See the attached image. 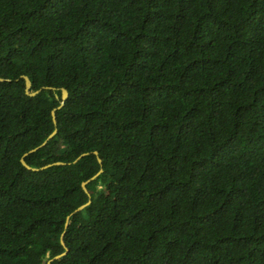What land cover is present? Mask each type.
I'll list each match as a JSON object with an SVG mask.
<instances>
[{
	"label": "trees",
	"instance_id": "1",
	"mask_svg": "<svg viewBox=\"0 0 264 264\" xmlns=\"http://www.w3.org/2000/svg\"><path fill=\"white\" fill-rule=\"evenodd\" d=\"M0 79V264H264V0H0Z\"/></svg>",
	"mask_w": 264,
	"mask_h": 264
},
{
	"label": "water",
	"instance_id": "2",
	"mask_svg": "<svg viewBox=\"0 0 264 264\" xmlns=\"http://www.w3.org/2000/svg\"><path fill=\"white\" fill-rule=\"evenodd\" d=\"M22 79L24 80V91H25V94H26L27 96H29V97H33V96H35V95L38 94L41 90H54V88H47V87H44V88H42L41 90H38V91L33 92V91H31V83H30L29 79H28L26 76H22ZM0 81H3V80L0 79ZM60 91H61V97H60L59 105H58L57 108L53 109V110L51 111V113H50V114H51V119H52V122H53L54 125H56L55 111L61 109V108L64 106V103H65L66 99L68 98V92H67L64 88H61ZM55 133H56V130H54V131H53V132L47 137V139H46L44 142H42L39 146H37L36 148L30 150L28 153H26V154H24V155L22 156V158L20 159V163H21V165H22L25 169L30 170V171H38V170H39V169L30 168L28 165H26V163L24 162L23 158H24V156H26L27 154H30V153H32V152H34V151H36V150L42 148L43 146H45V144L47 143V141H48L50 138H52V136L55 135ZM93 154L97 157V161H98V163L101 164V160L98 158V154H97V152H93ZM86 155H88V153L81 154L79 157H77V158L73 161V163H76L79 159H81L82 157H84V156H86ZM55 165H63V163H55ZM100 173H102V170H99V172H98L94 177L88 179L87 181H85V182H83V183L81 184V188H82V190L87 194L88 197H89V194H88V192H87V190H86V185H87L89 182H91V181H92L96 176H98ZM87 205H89V201H88L86 204H84V205L78 207L77 209H75V210L70 214V216H73L74 214H77V213L80 212L83 208H85ZM69 218H70L69 216L66 217L65 224H64L65 227H66V225H67V223H68V221H69ZM63 233H64V232H63ZM63 233H62L61 236H60V243H61L62 246H64V243H63ZM65 254H66V250H65L63 253L54 256L52 259H50V260L47 262V264H50L51 262H53V261H55V260H58L60 257L64 256Z\"/></svg>",
	"mask_w": 264,
	"mask_h": 264
}]
</instances>
